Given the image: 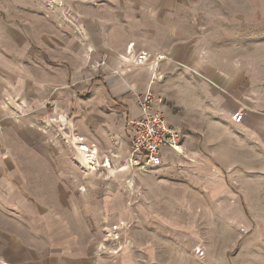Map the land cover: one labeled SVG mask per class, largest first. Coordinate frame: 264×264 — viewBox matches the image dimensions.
<instances>
[{
	"label": "crops",
	"instance_id": "0c3cea01",
	"mask_svg": "<svg viewBox=\"0 0 264 264\" xmlns=\"http://www.w3.org/2000/svg\"><path fill=\"white\" fill-rule=\"evenodd\" d=\"M7 2L8 9L0 7V90L3 86L12 99L57 95L65 84L59 62L65 51H76V137L94 154L95 170L88 171L95 175L90 193L104 197L106 212L141 211L144 198L156 209L162 205L161 194L195 192L186 181L177 184L178 177L188 175L193 182L198 176L192 169L198 168L209 178V164L224 162L225 129L231 132L229 148L234 137L242 141L252 132L247 127L258 119L251 110L254 71L242 55L240 28L223 26L229 19L239 22V16L196 9L201 0ZM67 28L76 39L66 47ZM24 31L30 36V40L24 37L26 44L18 39ZM228 31L234 36L231 41L223 36ZM253 31L248 27L243 33L249 45L250 35L253 39L256 35ZM29 42L43 45L44 55ZM26 50L32 59L25 63L21 58ZM142 53L148 58L137 62ZM33 69H40L43 77ZM147 89L166 121L181 127L183 136L179 147L161 148L159 166L142 171L129 164L128 122L139 115L136 94ZM236 112L244 121L232 119ZM241 131L247 132L244 138ZM18 162L14 155H0V262L95 264L89 240L76 234V209L69 204L72 217H65L64 198L49 182L47 165L34 170ZM147 173L158 175V181L146 186ZM62 174L57 172L55 179L62 180ZM98 174L104 181L96 179ZM130 179L140 180L135 182L139 195L125 190ZM167 180L176 183L161 187ZM155 215V224L161 218L169 221L161 212Z\"/></svg>",
	"mask_w": 264,
	"mask_h": 264
},
{
	"label": "rangeland",
	"instance_id": "374dc122",
	"mask_svg": "<svg viewBox=\"0 0 264 264\" xmlns=\"http://www.w3.org/2000/svg\"><path fill=\"white\" fill-rule=\"evenodd\" d=\"M3 1L0 7L8 9L7 0ZM49 3L66 5L68 2L49 0L46 4ZM196 9L240 17L239 22L229 19L223 26L225 30L238 27L242 32V55L251 62L254 71L251 110L258 119L247 127L252 130L247 139L241 141L234 137L232 148L228 147L231 132L225 129L221 149L224 162H211L212 175L207 179L198 168L192 169L198 176L193 182L188 180V175L178 177L177 184L186 181L196 191L184 195L161 194L162 205L156 209L144 198L141 211L106 212L104 197L96 198L90 193L95 175L88 171L95 170L94 154L89 150L82 152L79 147L84 144L76 137V51H65L64 61L59 62L63 64L65 80L63 88L59 87L62 94L34 100L12 99L3 86L0 90V155H14L20 166H32L34 170L41 164L47 165L52 178L49 182L54 183L55 192L59 187L64 198L65 217H72L69 204L76 209L73 213L76 234L89 240L88 247H93L91 253L96 256L95 264H264V0H201ZM65 13L68 17L69 12ZM17 14L24 15V12ZM248 27L251 33L256 32L254 39L250 35V45L248 35L243 34ZM65 30L67 47L76 35L70 33V28ZM228 32L223 36L231 41L234 36ZM24 33H19L18 39H24L26 44L24 37L27 35L30 40V36ZM29 44L43 50V45ZM224 51H228L227 47ZM30 53L24 51L21 60L26 63L32 59ZM33 72L43 77L40 69ZM244 133L247 132L239 133L241 138L246 136ZM91 154L93 159L88 161ZM40 157L47 162L40 163ZM57 172L59 176L63 173L62 180L55 179ZM147 174L146 186L158 181V175ZM96 179L104 181L102 174ZM136 181L140 182L130 179L126 181L127 187L124 184L130 194H140ZM169 181L161 187L176 183ZM133 198L131 202H137ZM125 212L128 216H124ZM158 212L167 215L169 221L161 218L155 224Z\"/></svg>",
	"mask_w": 264,
	"mask_h": 264
},
{
	"label": "built area",
	"instance_id": "2783aa9c",
	"mask_svg": "<svg viewBox=\"0 0 264 264\" xmlns=\"http://www.w3.org/2000/svg\"><path fill=\"white\" fill-rule=\"evenodd\" d=\"M148 54L142 53L137 62L145 61ZM139 115L128 122L130 128L129 164L142 171L156 168L161 163L163 147L177 148L183 136L181 127L169 124L149 89L136 94ZM232 119L240 122L241 115L234 113ZM0 264H3L0 262Z\"/></svg>",
	"mask_w": 264,
	"mask_h": 264
},
{
	"label": "bare ground",
	"instance_id": "6f19581e",
	"mask_svg": "<svg viewBox=\"0 0 264 264\" xmlns=\"http://www.w3.org/2000/svg\"><path fill=\"white\" fill-rule=\"evenodd\" d=\"M80 140H81V139H80ZM79 148H80L81 151L84 152V153L87 152V151L89 150L88 147H87L86 145H82V146L79 147ZM90 158L93 159V155H92V154L89 155V157H88L89 160H88V161H92Z\"/></svg>",
	"mask_w": 264,
	"mask_h": 264
}]
</instances>
